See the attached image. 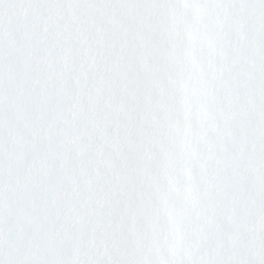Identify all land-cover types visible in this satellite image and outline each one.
Masks as SVG:
<instances>
[{"label": "snow or ice", "instance_id": "1", "mask_svg": "<svg viewBox=\"0 0 264 264\" xmlns=\"http://www.w3.org/2000/svg\"><path fill=\"white\" fill-rule=\"evenodd\" d=\"M0 264H264V0H0Z\"/></svg>", "mask_w": 264, "mask_h": 264}]
</instances>
